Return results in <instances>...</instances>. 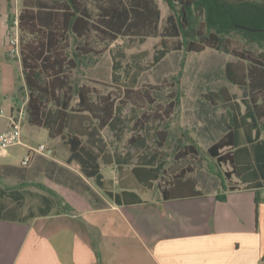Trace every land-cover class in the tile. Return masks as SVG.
<instances>
[{"label":"trees","instance_id":"obj_1","mask_svg":"<svg viewBox=\"0 0 264 264\" xmlns=\"http://www.w3.org/2000/svg\"><path fill=\"white\" fill-rule=\"evenodd\" d=\"M170 1L178 4L179 15L168 17L167 25L161 32V47L156 50L149 65L136 64L129 81L123 85L124 95L131 97L140 92L137 86L142 74L155 68L171 52L184 50L202 53L211 49L235 58V61L226 63L224 75L231 84L246 88L247 96L236 101L227 87L202 95V99L213 106L232 104L229 131L207 152L220 168L228 167L223 173L231 183L230 190H237L238 186L244 185L246 189L258 192L264 188V54L256 56L249 50L235 49L229 36L239 34L250 43L264 45V1ZM99 18L103 27L93 22L83 0H23L18 21L22 32L20 61L28 96L26 116L30 125L47 129L51 137L62 138L73 154L82 155L79 162L83 173L92 177L109 198L119 202L122 198L125 203L140 204L142 201L133 190L144 193L145 185L164 177L162 153L158 150L150 153L144 151L152 139L148 126L142 135L137 134L129 139L130 147L140 151L139 164L131 170L126 166L135 156L133 153H107L101 132L108 127L114 129L121 122L119 114L123 107L117 105L110 96L103 97L99 102L92 101L89 87L73 85L71 72L78 69L90 53L100 54L101 51L84 44L78 45L77 50L70 55L65 44L70 34L84 38L93 27L109 35L112 42L121 36H156L161 11L155 0H121L103 8ZM172 38L179 40L174 47L167 44ZM146 55L140 53L134 58L140 61ZM117 68L118 62L115 61L114 69ZM182 76L183 69L174 76L178 86H181ZM112 80L114 83L120 82L115 70ZM74 94L78 95V105L70 112ZM170 97L172 100L164 109L167 117L180 105L182 93L172 92ZM50 105H54L56 110H51ZM90 116L98 120V125L90 127L87 124ZM159 117L162 118V115L159 114ZM155 135L158 144L163 146L168 140V129L156 130ZM82 138H88L89 143L98 147L99 153L86 148ZM199 153L198 146L193 142L183 146L179 155L187 157ZM102 156L117 165L118 183L123 190L121 195H114V180L105 178L101 172L98 160ZM195 171V167L188 166L165 185H160L163 197L167 200L201 197L203 193L197 189L192 177ZM235 178L239 182H235ZM41 188L49 196L32 193L37 203L29 214L30 218L53 213V198L64 201L55 191L44 186ZM5 198L12 200L15 205L12 208L0 205V218L14 221L17 211L25 205V194L18 188L4 189L0 186V200Z\"/></svg>","mask_w":264,"mask_h":264},{"label":"crops","instance_id":"obj_2","mask_svg":"<svg viewBox=\"0 0 264 264\" xmlns=\"http://www.w3.org/2000/svg\"><path fill=\"white\" fill-rule=\"evenodd\" d=\"M221 105L229 106L223 137L230 129L232 104ZM31 127L34 137L36 127ZM8 129L9 124L0 135ZM48 135L53 154H34L27 171H19L15 162L19 150L26 154L37 148L29 140L0 159V186L49 196L44 186L72 209L34 218L17 211L14 221L0 218V264H264L260 190L244 185L230 190L226 179L228 185L220 193L216 183L207 189L193 178L201 197L167 200L161 195L151 200L150 184L144 193L133 190L142 203H125L122 198L119 202L90 183L79 162L82 155L73 154L62 138L51 137L49 131ZM108 179L114 180V195H121L118 180ZM9 203L8 198L0 200L1 206L12 208Z\"/></svg>","mask_w":264,"mask_h":264},{"label":"rangeland","instance_id":"obj_3","mask_svg":"<svg viewBox=\"0 0 264 264\" xmlns=\"http://www.w3.org/2000/svg\"><path fill=\"white\" fill-rule=\"evenodd\" d=\"M92 16L93 22L103 27L100 15L103 8L119 3L121 0H83ZM126 2V0H122ZM264 1V0H259ZM161 11L159 32L151 37H119L112 42L111 37L97 28H92L84 38H76L70 34L68 43L65 44L66 51L72 55L78 45L87 44L100 54L90 53L79 68L71 72V79L74 86H87L90 88L92 101L99 102L103 97L110 96L117 105H122L119 114L121 122L114 129L110 127L102 130L101 136L106 142V151L110 155L115 152L124 154L133 153L135 156L128 162L127 168L139 164V153L130 147L129 139L134 135H142L145 127L151 133L152 139L148 142L145 152L156 150L162 153V160L165 164L163 178L152 181L153 190L149 191L147 197L156 200L162 195L160 185H165L176 173L182 169L193 166L196 172L193 174L199 184L204 188H213L214 183L219 186V192L223 193L228 182L221 171L228 167L220 168L217 162L208 154V148L219 140L227 128L226 115L229 106L213 107L203 101L202 94L208 91H219L227 87L234 99L241 100L247 96V89L235 86L228 82L224 75L225 64L235 61V58L215 50L207 49L202 53L174 51L158 64L155 68L145 71L137 86L140 92L131 97L125 96L124 83L129 81L130 76L136 69V64L147 66L153 59L158 48L161 47V32L167 25L169 16L178 17L179 6L170 0H155ZM23 9V0H0V129L6 128L9 124L6 118L11 109L17 112L27 102V90L24 82L22 65L20 61L22 32L19 28L18 17ZM233 40V47L237 50H249L254 55L264 54V45L250 43L243 36L233 33L230 35ZM179 40L172 38L167 41L168 46L174 47ZM147 53L140 61H136L134 55ZM118 62V68L114 69V62ZM183 69L181 86H178L174 76ZM120 76V82L114 83L113 72ZM182 93L181 103L170 117L165 115L164 109L172 98V92ZM78 95L74 94L72 102L73 112L78 105ZM56 110L54 105L49 106ZM162 115V118L159 117ZM91 117V116H90ZM90 127L98 125L94 117L88 121ZM159 124V125H158ZM142 125H144L142 127ZM31 125L27 116L23 121V141L29 140L36 147L43 143L47 148L50 146L48 130L36 127L35 136H31ZM168 129V140L160 146L155 135L156 130ZM211 132L213 137H211ZM203 134V141L200 136ZM85 147L99 153L97 146L89 143L84 138ZM195 143L199 148V155L181 157L180 149L189 143ZM11 148L9 151H13ZM28 152L19 150L15 162L16 168L25 172L33 164L34 154H31L29 166H23L22 161ZM105 156L100 157L98 163L101 172L105 177L118 180V169L116 163H111ZM113 161V160H111ZM90 183L95 185V180L88 177ZM26 201L24 207L19 209L21 215H29L34 209L37 200L31 192H24ZM254 193L264 202V189L259 194ZM146 196V195H144ZM53 213L69 211L72 207L64 200L53 198ZM9 204L15 205L12 200Z\"/></svg>","mask_w":264,"mask_h":264},{"label":"built area","instance_id":"obj_4","mask_svg":"<svg viewBox=\"0 0 264 264\" xmlns=\"http://www.w3.org/2000/svg\"><path fill=\"white\" fill-rule=\"evenodd\" d=\"M9 122V129L0 135V159L8 155L9 149L14 146L22 145L23 143V121L26 118V102L17 112L14 110L6 117ZM31 154H40L51 156L53 151L45 145H40L37 148H30L29 153L22 161L23 166H29L31 162Z\"/></svg>","mask_w":264,"mask_h":264},{"label":"water","instance_id":"obj_5","mask_svg":"<svg viewBox=\"0 0 264 264\" xmlns=\"http://www.w3.org/2000/svg\"><path fill=\"white\" fill-rule=\"evenodd\" d=\"M245 29L249 30L248 28L244 27Z\"/></svg>","mask_w":264,"mask_h":264}]
</instances>
